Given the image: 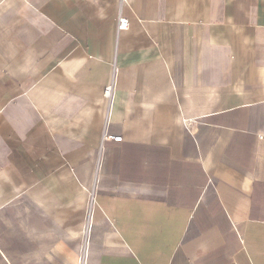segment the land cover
<instances>
[{
    "label": "crops",
    "instance_id": "1",
    "mask_svg": "<svg viewBox=\"0 0 264 264\" xmlns=\"http://www.w3.org/2000/svg\"><path fill=\"white\" fill-rule=\"evenodd\" d=\"M0 264H264V0H0Z\"/></svg>",
    "mask_w": 264,
    "mask_h": 264
},
{
    "label": "built area",
    "instance_id": "2",
    "mask_svg": "<svg viewBox=\"0 0 264 264\" xmlns=\"http://www.w3.org/2000/svg\"><path fill=\"white\" fill-rule=\"evenodd\" d=\"M121 2H123V0H121ZM127 20H125L124 18L118 17V24H117V30L118 31H121V30H125L127 28ZM110 97H111V86H108L107 88H105L104 90V98L109 101L110 100ZM104 141L106 142H116V143H119L121 142L122 138L119 136V137H109V136H106L103 138Z\"/></svg>",
    "mask_w": 264,
    "mask_h": 264
}]
</instances>
